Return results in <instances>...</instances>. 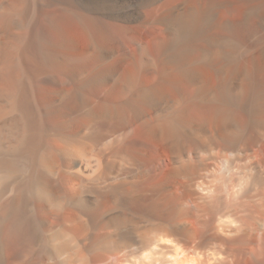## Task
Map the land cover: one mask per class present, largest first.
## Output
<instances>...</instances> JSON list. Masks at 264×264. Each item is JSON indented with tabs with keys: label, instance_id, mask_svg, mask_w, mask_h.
I'll return each instance as SVG.
<instances>
[{
	"label": "bare ground",
	"instance_id": "obj_1",
	"mask_svg": "<svg viewBox=\"0 0 264 264\" xmlns=\"http://www.w3.org/2000/svg\"><path fill=\"white\" fill-rule=\"evenodd\" d=\"M0 264H264V0H0Z\"/></svg>",
	"mask_w": 264,
	"mask_h": 264
},
{
	"label": "rangeland",
	"instance_id": "obj_2",
	"mask_svg": "<svg viewBox=\"0 0 264 264\" xmlns=\"http://www.w3.org/2000/svg\"><path fill=\"white\" fill-rule=\"evenodd\" d=\"M234 15V16H233ZM233 15H231V17L232 18H234V19H238V15H235V14H233ZM227 15H221V18H225ZM249 25V26H248ZM248 26V27H247ZM247 26H246V29H245V31H244V33L245 34H243L244 36H243V38H245V39H248L249 38V35H250V33H249V31L248 30H250V32L252 31V30H254L255 29V26H257V23H256V21L255 20H251V21H249L248 23H247ZM249 33V34H248Z\"/></svg>",
	"mask_w": 264,
	"mask_h": 264
}]
</instances>
